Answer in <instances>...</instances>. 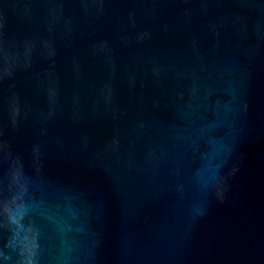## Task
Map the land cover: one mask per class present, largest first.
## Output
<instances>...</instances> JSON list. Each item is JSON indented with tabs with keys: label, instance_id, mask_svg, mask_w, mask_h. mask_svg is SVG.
Masks as SVG:
<instances>
[{
	"label": "water",
	"instance_id": "1",
	"mask_svg": "<svg viewBox=\"0 0 264 264\" xmlns=\"http://www.w3.org/2000/svg\"><path fill=\"white\" fill-rule=\"evenodd\" d=\"M0 264H264V0H0Z\"/></svg>",
	"mask_w": 264,
	"mask_h": 264
}]
</instances>
